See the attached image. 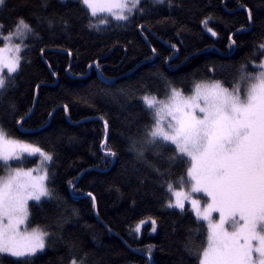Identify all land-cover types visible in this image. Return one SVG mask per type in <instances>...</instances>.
I'll use <instances>...</instances> for the list:
<instances>
[{
  "label": "snow or ice",
  "instance_id": "obj_1",
  "mask_svg": "<svg viewBox=\"0 0 264 264\" xmlns=\"http://www.w3.org/2000/svg\"><path fill=\"white\" fill-rule=\"evenodd\" d=\"M219 4L228 13L243 11L245 23L236 28L224 17L206 12L207 6L202 7L195 0H14L11 6L9 0H0V16L7 11L11 17L10 21L0 19V264L9 259L12 264H35L56 241L65 245V255L57 258V264H104L78 239L69 237L65 241L62 235L65 225L79 216L76 208L68 207V200L87 198L99 216L95 193L79 188L80 181L93 169L78 170L65 181V195H61L56 187L55 149L21 138L39 135L50 127L48 121L36 131L24 127L34 114L36 93L41 87L36 84L33 104L22 112L14 92L19 87L17 77L23 65L31 63L26 60V53L39 46L41 61L47 64L50 75L57 77L44 54L58 36L69 38L81 20L86 18V27L96 32L113 22L127 25L145 20L147 23L136 27L145 42L150 43L144 33L151 32L150 24L156 16L160 19L155 23L172 25L177 37L190 31L173 15L183 12L193 16L202 13L201 34L217 37L213 22L216 26L223 24L229 30L230 50L237 45L231 29L241 34L259 30L258 42L253 43L249 56L238 65L230 86L221 79H193L185 94L168 75L173 67L171 61L179 52L177 43H170V54L163 56L167 70L156 68L151 74L163 89L162 97L159 89L154 92L144 82L117 87L114 79L104 76L98 58L88 68L94 66L99 73V99L121 115L127 113L121 135L123 154L128 157L129 186L138 195L151 196L168 214L182 217L189 211L186 204L190 205L197 226L186 229L184 252L195 257L198 264H264V11L256 12L247 3H239L235 10L228 8L226 0H219ZM165 7L167 15L162 12ZM67 51L71 56V50ZM150 52L145 60L155 65V58L161 54L156 47H150ZM205 68L215 74V64ZM192 75L195 77L196 73ZM137 104L139 108L133 110ZM62 109L67 114L68 104H63ZM55 111L53 108L47 113L50 119ZM6 123H14L20 135H13ZM104 128L105 139L100 148L107 165L117 160L120 152L108 143L107 119ZM30 157L39 158L38 167L21 166ZM13 163L17 166L13 167ZM158 190L167 195L157 196ZM29 201L49 205L41 209L46 223L29 227ZM136 204V199L131 198L133 210ZM146 224L157 233L160 225L153 215L130 226L129 236L139 239ZM155 247L145 246L147 264H154Z\"/></svg>",
  "mask_w": 264,
  "mask_h": 264
},
{
  "label": "trees",
  "instance_id": "obj_2",
  "mask_svg": "<svg viewBox=\"0 0 264 264\" xmlns=\"http://www.w3.org/2000/svg\"><path fill=\"white\" fill-rule=\"evenodd\" d=\"M13 2L14 0H9V5ZM195 2L202 7L207 6L206 12H214L216 16L234 23L236 28L245 23L246 14L243 11L225 12L220 7L219 0ZM226 2L228 8L233 10L238 8L239 3H247L256 12L264 11V0ZM162 12L168 14L166 7ZM173 15L190 31L177 37L172 25L156 24L155 21L160 19L156 16L150 24L151 32L144 33L150 43L145 42L136 27L138 23H147L145 20H137L127 25L113 22L110 27L102 26L103 30L96 32L86 27L88 21L85 18L76 23L69 38L58 36L44 54V60L52 65L51 70L57 72V77H52L47 64L41 61L39 46L26 53V60L31 63H25L17 77L19 87L14 96L22 112L32 106L35 86L41 85L36 93L34 114L24 127L36 131L45 121L50 123V127L39 135L21 138L35 141L45 149H55L58 154L56 187L61 195H65V181L74 177L78 170L93 169L80 181L79 188L83 192L95 193L99 216L91 208L87 198L68 200V207L76 208L79 216L65 225L62 235L65 241L69 237L78 239L87 249L94 251L98 258H102L104 264H147L145 246L150 244L156 246L153 249L154 264H198V260L184 252L182 247V241L187 235L186 229L197 226L195 216L190 214L189 208L186 206L189 211L182 217L175 213H165L151 196L138 195L129 186L126 179L128 157L123 154L124 143L121 135L125 131L123 120L127 113L121 115L99 99L97 89L102 87L98 79L99 73L94 66L88 68V64L98 58L104 76L114 79L117 87L144 82L154 92L159 89L158 94L162 97L163 89L151 74L156 68L167 70L163 56L170 54V43H177L179 52L171 61L173 67L168 70V75L185 94L188 93L193 79H221L225 86H230L232 78L237 74L238 65L249 56L253 43L258 42L259 30L241 34L236 33L235 28L231 29L237 45L230 50L229 30L223 24L216 26V22H213L212 26H215L218 36L211 37L210 34L200 32L201 12H196L194 16L188 12ZM0 19L10 21L11 17L5 11ZM180 40L183 41L182 44L179 43ZM150 47H156L161 54L155 58V65L145 60L146 56L151 55ZM67 50H71V56ZM212 64L216 65L214 75L205 68V65ZM193 72L196 73L195 77ZM63 104L69 106L67 114L62 109ZM53 108L56 111L50 119L47 113ZM138 108V104L134 105L133 110ZM101 117L109 121V145L120 152L119 158L107 165L103 162L100 148L101 141L105 139L104 119ZM5 126L13 135H20L16 132L14 123H6ZM35 162L36 158L30 157L21 166L28 167ZM12 166L17 165L13 163ZM166 195L157 191V196L163 198ZM65 198L67 199L66 196ZM131 198L137 201L134 210L131 208ZM48 207L47 204L37 205L35 201L29 203V219L32 221L29 227L46 223L45 213L41 209ZM153 215L157 216L160 225L157 233H151L150 224H146L142 227L139 239L129 236L130 226H134L141 218ZM173 221L176 222L175 233L171 231ZM106 227L111 228V231H107ZM204 235L206 236V232ZM63 255L65 245L56 241L55 246L49 248L46 255L40 257L35 264H57V258ZM5 264H12V260H6Z\"/></svg>",
  "mask_w": 264,
  "mask_h": 264
},
{
  "label": "rangeland",
  "instance_id": "obj_3",
  "mask_svg": "<svg viewBox=\"0 0 264 264\" xmlns=\"http://www.w3.org/2000/svg\"><path fill=\"white\" fill-rule=\"evenodd\" d=\"M110 19V18H109ZM34 158H36V162L34 163V164H32V165H30V166H28L27 168H35V167H38L39 166V163H40V161H39V158L38 157H34ZM13 167H16V166H13ZM0 174H3V169H0ZM31 201H29V203H30ZM186 206L189 208V210H190V205H188V204H186ZM191 211V210H190ZM215 215V214H214ZM151 233H153L152 231H150Z\"/></svg>",
  "mask_w": 264,
  "mask_h": 264
}]
</instances>
